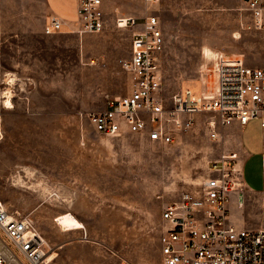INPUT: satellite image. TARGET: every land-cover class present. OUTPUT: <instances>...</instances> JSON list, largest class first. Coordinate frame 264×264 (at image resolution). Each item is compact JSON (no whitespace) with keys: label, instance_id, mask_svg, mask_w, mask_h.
<instances>
[{"label":"rangeland","instance_id":"374dc122","mask_svg":"<svg viewBox=\"0 0 264 264\" xmlns=\"http://www.w3.org/2000/svg\"><path fill=\"white\" fill-rule=\"evenodd\" d=\"M105 3L108 21L100 33L45 34L33 19L28 30L10 27L17 31L0 41L8 72L1 76L16 79L14 107L2 118L0 198L9 211L34 219L49 255L55 253L48 264H162L164 206L208 178L212 161L234 157L251 186L258 189L264 180L259 119L235 131L223 128L213 140L204 124L208 116L199 115L170 145L94 130L87 112L129 90L119 60L129 55L131 30L117 27L116 18L145 8V0ZM17 5L5 10L6 17L19 16ZM245 7V0H160L152 6L166 39L165 98L180 88L212 95L222 62L264 67V28L254 26ZM242 192L244 206L236 201L232 210L236 219L264 227V190L246 184ZM64 212L84 227L62 230L55 219Z\"/></svg>","mask_w":264,"mask_h":264},{"label":"built area","instance_id":"2783aa9c","mask_svg":"<svg viewBox=\"0 0 264 264\" xmlns=\"http://www.w3.org/2000/svg\"><path fill=\"white\" fill-rule=\"evenodd\" d=\"M152 4L160 0H147ZM257 29L264 28V0H245ZM64 21L49 16L47 34L63 30ZM119 28L131 30L129 55L119 62L128 74V92L110 96L100 110L87 112L94 130L109 137L135 134L158 145L174 144L179 133L191 129L196 116L204 121L210 138L234 123L242 127L259 119L264 128V67L242 61L220 64L212 95L180 88L169 99L163 95L161 56L166 39L160 17L122 15ZM106 27L103 0H78L77 27L70 31L100 33ZM16 79L0 76V140L3 111L14 99ZM264 169V151L262 152ZM212 174L193 189L183 190L164 206L160 236L162 264H264V227L239 226L230 204L244 206L243 169L234 157L211 162ZM48 244L34 219L12 212L0 198V264H48Z\"/></svg>","mask_w":264,"mask_h":264},{"label":"crops","instance_id":"0c3cea01","mask_svg":"<svg viewBox=\"0 0 264 264\" xmlns=\"http://www.w3.org/2000/svg\"><path fill=\"white\" fill-rule=\"evenodd\" d=\"M120 1L121 3L125 5L127 4L126 0H116V3L120 4ZM14 3L20 4V5H17L18 8L21 9V12H19L18 14L19 16L16 17L14 15V16L6 17L5 10H8V9L9 11L12 10L14 8ZM153 5L154 4L145 0V8L140 9L137 14L132 15V16L145 17L147 15L153 14L151 12V8ZM103 9L105 12L106 25H107L108 19H107V8H106L105 0H103ZM50 13L57 15L59 18H61L64 21L63 30L61 32H67V33L76 32V31H70V26L77 27L78 0H0V41L2 42L6 40L4 36L6 34H9L10 31H15L17 29V28H10V27L23 26L24 30L26 29L28 30V27L30 28L33 24V19L36 25H38V23L39 25L41 24V30L43 29V31L45 32V27L48 22ZM124 15L127 16L128 14H124ZM45 34L47 33L45 32ZM3 73H8V72L3 70L2 52H0V76ZM8 75H10V73ZM238 126H241V125L238 123H234L229 127L232 128V131H235V129ZM229 127H225V128H229ZM242 169L244 172V166ZM246 184L248 185L251 191H263L264 190V180H263V183L261 182L259 184L260 186H258V189L255 188L254 186H251L248 183V181H246ZM236 199H237L236 197H233L232 202L230 204L232 219L239 226H247L246 221L237 220L235 215L232 212V210L234 209V204L237 201Z\"/></svg>","mask_w":264,"mask_h":264},{"label":"bare ground","instance_id":"6f19581e","mask_svg":"<svg viewBox=\"0 0 264 264\" xmlns=\"http://www.w3.org/2000/svg\"><path fill=\"white\" fill-rule=\"evenodd\" d=\"M14 80V79H13ZM14 107V103L11 99H8L6 101V110L12 109ZM55 221L60 226V228L64 231H70V230H77L84 227V223L77 218L72 212H64L60 214ZM49 261H52L55 257L54 254L48 255Z\"/></svg>","mask_w":264,"mask_h":264}]
</instances>
